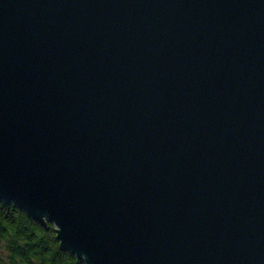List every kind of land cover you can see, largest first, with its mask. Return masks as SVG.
<instances>
[{"label": "water", "instance_id": "1", "mask_svg": "<svg viewBox=\"0 0 264 264\" xmlns=\"http://www.w3.org/2000/svg\"><path fill=\"white\" fill-rule=\"evenodd\" d=\"M0 200L85 264H264V0H0Z\"/></svg>", "mask_w": 264, "mask_h": 264}, {"label": "trees", "instance_id": "2", "mask_svg": "<svg viewBox=\"0 0 264 264\" xmlns=\"http://www.w3.org/2000/svg\"><path fill=\"white\" fill-rule=\"evenodd\" d=\"M53 228L0 200V264H85L60 247Z\"/></svg>", "mask_w": 264, "mask_h": 264}]
</instances>
